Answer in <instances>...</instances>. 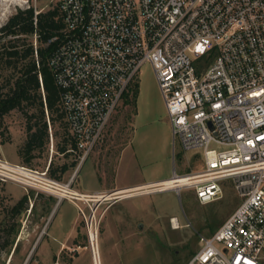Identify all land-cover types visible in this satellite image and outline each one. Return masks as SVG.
<instances>
[{"label": "built area", "instance_id": "obj_1", "mask_svg": "<svg viewBox=\"0 0 264 264\" xmlns=\"http://www.w3.org/2000/svg\"><path fill=\"white\" fill-rule=\"evenodd\" d=\"M54 6L62 26L48 39L55 42L48 65L77 167L102 139L140 65L148 62L172 140L183 150H199L203 162L197 171L173 169L170 178L186 180L161 191L189 188L207 203L230 180L239 198L218 228L200 238L188 264H264V0H57ZM39 11L34 9V25ZM49 139L52 143L50 127ZM23 168L47 176V168L38 171L0 157V181L39 187L21 174ZM74 175L62 184L71 188ZM161 183L134 193L162 189ZM120 190L71 194L84 196L75 200L90 210L86 216L78 207L94 264L96 209L122 198V193L102 196Z\"/></svg>", "mask_w": 264, "mask_h": 264}, {"label": "rangeland", "instance_id": "obj_2", "mask_svg": "<svg viewBox=\"0 0 264 264\" xmlns=\"http://www.w3.org/2000/svg\"><path fill=\"white\" fill-rule=\"evenodd\" d=\"M56 2L0 0V26L18 9L30 5L44 11L52 8ZM34 38V35L29 36L32 42ZM1 74L0 83L11 75L10 70L2 71ZM31 112H34L33 108L28 110V113ZM45 116L47 121L48 116ZM25 127L26 118L20 108H12L0 115V157L38 171H45L51 162L56 175H59L58 167L61 164L76 160L73 168L60 175L58 182L66 183L78 165L74 152L63 154L58 151V147L67 138V129L57 120L51 129L52 143L49 139L43 149L35 150L36 156L30 164L25 165L18 155V149L26 138ZM118 155L114 181L120 183L130 179L134 172L144 179L157 178L163 173L171 175L173 169L178 174L197 171L203 164L199 150H183L177 139L172 140L165 104L148 62L140 65L134 81L110 117L102 139L78 168L77 179L82 185H97L98 178L94 172L97 169V172L103 173L101 183L109 182ZM47 177L51 178L48 170ZM75 183L72 181L70 187L75 189ZM25 194L27 201L24 207L19 213H14L13 206ZM67 199L58 203L47 224L52 217V223H55L64 215L73 214L74 210L70 209L72 207ZM57 200V196L43 186L24 189L21 184L12 181H0V264H41L39 254L44 244L42 236L45 218ZM71 200L76 201L88 216L90 210L83 201ZM126 200L140 211L134 214L132 242L155 253L152 263L147 260V252L134 250L131 264H186L198 249L200 238L210 236L239 203L230 180L223 182L221 196L207 203H200L189 188H182L179 193L167 190L141 194L127 197ZM105 207L106 202H103L96 209L95 215L99 222L102 221ZM79 215L85 227L82 214ZM175 215L181 227L170 231L168 222ZM139 222L143 224L141 229L136 226ZM101 237L98 233V245L102 243Z\"/></svg>", "mask_w": 264, "mask_h": 264}, {"label": "trees", "instance_id": "obj_3", "mask_svg": "<svg viewBox=\"0 0 264 264\" xmlns=\"http://www.w3.org/2000/svg\"><path fill=\"white\" fill-rule=\"evenodd\" d=\"M33 18L34 8L29 5L18 9L0 26V77L2 71L10 70L11 73L4 82L0 83V115L12 108H20L24 111L26 138L18 149V155L25 165L30 164L36 156L35 150L43 149L48 143V125L52 129V125L58 120L67 129L59 108V89L48 65V57L55 47V42H47L58 33L62 22L56 6L39 11L36 14L35 25ZM34 32L37 40V58L33 54V42L29 39ZM3 88L6 91L3 92ZM31 108L34 112L28 113ZM45 110L48 121L45 118ZM74 146V141L67 130V138L58 147V151L68 154ZM51 165L49 162L50 177L59 181L60 175L76 165V160L61 164L58 167L59 175L55 174L56 170ZM26 201L25 194L13 206V212L19 213Z\"/></svg>", "mask_w": 264, "mask_h": 264}, {"label": "crops", "instance_id": "obj_4", "mask_svg": "<svg viewBox=\"0 0 264 264\" xmlns=\"http://www.w3.org/2000/svg\"><path fill=\"white\" fill-rule=\"evenodd\" d=\"M118 158L119 155L115 161L113 172L112 174L110 173L109 182L101 183L103 173L97 172V169H94L96 177L98 178L97 185H82V182L77 179V172L78 168L81 165L80 164L75 169V175L73 178V181L76 182L74 185L75 189L82 193H97L109 190L131 188L138 185L141 186L144 183L147 184L160 182L171 177L169 173H163L157 178L144 179V177H142L140 174L134 172L131 173L130 179L124 180L121 183L118 181H114L117 172L115 166L118 162ZM70 176H72V174ZM126 198L127 197L120 198L114 201H110L106 204L103 212L104 214L102 215V221L99 222L101 224L98 225V257H96L97 264L98 261L99 264H131L132 252L134 250L140 252L141 249L147 252V260H151L152 263L155 260V253H150L147 249L144 248V246L139 243L134 244L131 240L133 237V228L135 226L134 214L140 211H138L133 204H130L129 200H126ZM63 199L67 198L57 200L51 206V209L45 218V224L43 228L44 234L42 236V238L44 239V244L39 254V260L41 264H94L90 248L87 245L86 229L83 224H81V215H79L80 213L78 209L79 205L76 201L67 199V201L70 203V206L72 207L70 209L74 210L72 215H64L60 217V219L55 223H52V220L54 218L52 217L47 224L58 203H60ZM127 213L133 214L127 215ZM172 219H175V221L178 223L177 227L172 226ZM168 224L170 225V231H174L181 227L176 215L172 216L169 219ZM136 226L137 229H141L143 227V224L139 222ZM98 233L101 234V238L103 239L102 243H100L101 245H98ZM35 249L33 250V252L35 251ZM196 251L193 252L192 256ZM188 262L186 264H188Z\"/></svg>", "mask_w": 264, "mask_h": 264}, {"label": "bare ground", "instance_id": "obj_5", "mask_svg": "<svg viewBox=\"0 0 264 264\" xmlns=\"http://www.w3.org/2000/svg\"><path fill=\"white\" fill-rule=\"evenodd\" d=\"M19 171H21V174L33 179L37 186H43L48 191L55 194L57 196L58 200H60L62 198H67V197H69L71 199H79V200L84 198V196H82V195L78 196L79 198H75L74 196L71 195V194L77 195L76 193H78V192L75 191V189L66 187L62 183L52 180L51 178L47 177L44 173L34 172V171H30L29 169H24V168L20 169ZM184 180H186V178H183V176H178V177L173 178V179L168 178L166 180H163V183H161L162 185H160V186H164L162 189H152L151 188V189L146 190V191H137L136 193H134L135 192L134 190H139L140 188H145V187L148 188L151 185L156 186L157 184L154 185V182H153V183H149V184H146V185L140 186V187L138 185L136 187L125 188V189L120 190V192L117 191V192H114L112 194H103L102 196H104L103 198H105V199H109V198H111V195H113V194L122 193L121 197L125 198V197L139 195V194L160 192L161 190H165L168 188L170 189L173 186H179ZM94 197H96V196H94ZM173 220L175 221V219H173ZM92 238L94 240V235H92ZM96 263H97V260H96Z\"/></svg>", "mask_w": 264, "mask_h": 264}]
</instances>
